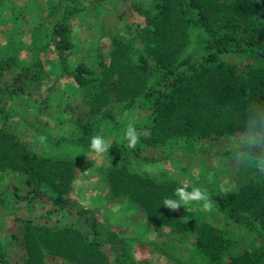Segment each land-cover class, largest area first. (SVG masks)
Returning a JSON list of instances; mask_svg holds the SVG:
<instances>
[{"label":"trees","instance_id":"trees-1","mask_svg":"<svg viewBox=\"0 0 264 264\" xmlns=\"http://www.w3.org/2000/svg\"><path fill=\"white\" fill-rule=\"evenodd\" d=\"M146 6L137 38L140 47L131 49L112 37L108 62L98 60L99 73L83 60L73 67L68 64L69 17L78 7L66 5L49 25L58 73L88 87L86 111L98 116L76 118L78 133L65 136L47 131L41 117L34 115L30 126L52 147L49 152L36 150L0 123V176H14L6 181L4 191L25 204L45 199L47 213L57 208L75 216L59 224L14 216L15 224L8 229L12 242L0 243V264L145 262L132 255L121 225L96 218L90 208L77 206L68 195L78 157L66 148L89 152L99 122L114 116L108 109L100 110L108 100L123 101V108L136 105L147 111V119L124 124L121 139L108 146L102 177L105 192L138 202L153 228L167 226L189 239L202 264L263 261L264 0H149ZM22 67L0 58V100L2 94L11 97L24 90L30 75H24ZM7 110L0 104L3 118L10 116ZM115 122L106 123L110 130ZM130 124L139 134L132 148L125 135ZM176 152L238 155L254 165L231 175L232 187L225 192L192 181L212 207L205 210L206 201L196 200L194 209L181 218L177 209L164 205L165 199L177 201L176 180L144 168L171 159L187 172ZM210 211L220 216L221 225L207 216ZM133 240L145 243L139 237ZM154 245L174 264H186L162 245Z\"/></svg>","mask_w":264,"mask_h":264},{"label":"rangeland","instance_id":"rangeland-1","mask_svg":"<svg viewBox=\"0 0 264 264\" xmlns=\"http://www.w3.org/2000/svg\"><path fill=\"white\" fill-rule=\"evenodd\" d=\"M148 1L0 0V58L12 60L18 67L27 66L28 70L25 71V67H22V72L30 75L21 93L11 97L2 94L0 104L7 106L10 116L3 118L0 115L1 125L36 150L49 152L52 147L43 143L30 126L34 115L41 117L47 131L65 136L78 133L76 118L86 120L97 117V114L86 111L88 87H80L69 75L58 73L57 60L49 41V25L66 5L78 7L69 17L72 45L68 64L73 67L77 61L83 60L99 73L101 68L98 60L108 62L112 37L122 39L131 49L140 47L141 42L137 38L144 23V8ZM122 106L121 100L101 103L100 110L108 109L114 116L99 122V129L92 139L100 136L105 143L115 145L123 136L124 124L146 121L147 111L144 109L136 105L128 108ZM112 120H116V126L110 130L106 123H111ZM244 138L255 140L250 134H244ZM158 149H166V146ZM66 151L77 153L78 157L77 174L68 195L77 206L90 208L96 218H106L111 223L121 225L128 236L127 242L135 259L145 261L142 264H174L168 255L161 254L154 245L159 244L170 255L179 257L186 264H202L200 256L191 249L189 239L181 237V234L167 226L153 228L138 202L125 195L109 196L105 192L102 179L105 152L98 154L91 148L89 152L79 153L70 146ZM176 155L188 166L187 172H182L171 159L145 164L144 168L151 174L168 175L176 180V197L180 203L177 211L181 218L194 209L196 200L185 204L178 189L183 188L187 193H192L199 188L198 185H203L218 193L225 192L232 187L231 175L249 171L254 165L238 155L225 157L184 152H176ZM13 177L9 173L0 176V193L4 197V201L0 203L2 246L12 242L8 229L15 224L14 216H35L56 224L69 222L75 217L71 211L57 208L47 213V201L43 198L25 204L24 200L10 197L9 190H4L6 181ZM16 178L20 179L21 176L16 175ZM192 181H197L198 185L194 186ZM209 215L222 224L218 214L210 211L207 216ZM133 237H139L145 243H138ZM261 264H264V259Z\"/></svg>","mask_w":264,"mask_h":264},{"label":"clouds","instance_id":"clouds-1","mask_svg":"<svg viewBox=\"0 0 264 264\" xmlns=\"http://www.w3.org/2000/svg\"><path fill=\"white\" fill-rule=\"evenodd\" d=\"M125 135L129 141L128 146L130 148L135 147L136 143L138 142L139 134L136 132L133 125L130 124L128 126ZM108 146L109 144L105 143V141L100 136H96L92 139L91 148L95 150L98 154L106 152ZM177 192L181 197V200L185 204H187L191 200H204L206 201L203 205L205 210H210L212 207L211 203L208 201V196L203 193L200 189H194L192 193H187L183 188H180L177 190ZM164 205H167L168 208L175 210L180 206V203L171 199H165Z\"/></svg>","mask_w":264,"mask_h":264}]
</instances>
